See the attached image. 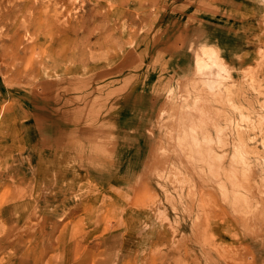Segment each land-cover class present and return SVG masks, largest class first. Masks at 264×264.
<instances>
[{"label": "rangeland", "instance_id": "obj_1", "mask_svg": "<svg viewBox=\"0 0 264 264\" xmlns=\"http://www.w3.org/2000/svg\"><path fill=\"white\" fill-rule=\"evenodd\" d=\"M230 1L0 0V264H264V0L235 65Z\"/></svg>", "mask_w": 264, "mask_h": 264}, {"label": "crops", "instance_id": "obj_2", "mask_svg": "<svg viewBox=\"0 0 264 264\" xmlns=\"http://www.w3.org/2000/svg\"><path fill=\"white\" fill-rule=\"evenodd\" d=\"M234 1L235 0L230 1V3H232V4L230 5L231 7H228V8L233 9L235 11L237 8L235 4L238 1L237 5L239 8V18H237L236 20L233 19V21H230L229 25L241 26L240 32L231 33L228 29L226 32L225 27H224V23H222V22L219 23L216 21V27H214L215 34H218V30H219L221 35H218L216 38L215 36H212L211 33H209V35H211V36L207 37L208 40L209 39L214 40L215 43H213V44H216L218 46L220 54H222V56L225 60L229 59L232 61L234 60L235 57L242 55V47H240L238 50H232V49H230V47L228 48V46L223 42H226L225 40H228V38L230 40H232V36H233V39L238 40L240 43L242 42V9H257L256 7L260 3V0H236L235 2ZM223 6H225V8L227 7V5H223ZM251 17H253V15ZM255 18H257L256 14H255ZM247 23H248V21H244V24H247ZM219 42H221L220 43L221 45H219ZM236 61L237 60H234V62H235V63H233L234 65L236 64Z\"/></svg>", "mask_w": 264, "mask_h": 264}, {"label": "bare ground", "instance_id": "obj_3", "mask_svg": "<svg viewBox=\"0 0 264 264\" xmlns=\"http://www.w3.org/2000/svg\"><path fill=\"white\" fill-rule=\"evenodd\" d=\"M210 57H212L210 54H206V57L204 58L205 60H203L204 62L203 61H197L196 62L197 70H200V69L206 67L213 72L215 71L217 73V75L221 74L222 69H220L219 66L217 65V63L214 60H211ZM208 153H211V152L208 151Z\"/></svg>", "mask_w": 264, "mask_h": 264}]
</instances>
